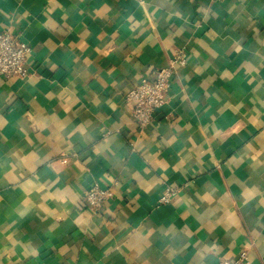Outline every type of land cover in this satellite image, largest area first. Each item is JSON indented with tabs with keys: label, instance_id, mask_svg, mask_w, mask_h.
Here are the masks:
<instances>
[{
	"label": "crops",
	"instance_id": "1",
	"mask_svg": "<svg viewBox=\"0 0 264 264\" xmlns=\"http://www.w3.org/2000/svg\"><path fill=\"white\" fill-rule=\"evenodd\" d=\"M5 29L32 51L0 75V264H264V0H0Z\"/></svg>",
	"mask_w": 264,
	"mask_h": 264
},
{
	"label": "built area",
	"instance_id": "2",
	"mask_svg": "<svg viewBox=\"0 0 264 264\" xmlns=\"http://www.w3.org/2000/svg\"><path fill=\"white\" fill-rule=\"evenodd\" d=\"M32 48L19 34L9 29L0 31V75L5 78H24L28 75V59ZM187 53L178 51L170 66L158 69L153 77H142L127 94V101L132 103L133 114L140 125H146L154 119L155 111L168 101L167 93L172 85L176 67L184 66ZM167 189L161 202L167 201L173 193ZM114 197V191L109 187L95 185L92 187L85 201L91 210H100L104 204ZM220 264H251L247 251H241L234 260H221Z\"/></svg>",
	"mask_w": 264,
	"mask_h": 264
}]
</instances>
